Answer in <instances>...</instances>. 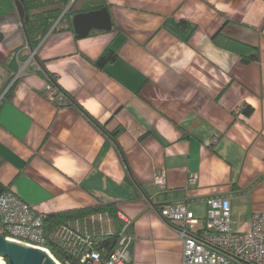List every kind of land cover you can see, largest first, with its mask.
<instances>
[{"label": "crops", "instance_id": "crops-1", "mask_svg": "<svg viewBox=\"0 0 264 264\" xmlns=\"http://www.w3.org/2000/svg\"><path fill=\"white\" fill-rule=\"evenodd\" d=\"M105 3L110 32L77 39L51 30L34 56L107 132L120 130L133 179L108 135L45 98L15 4L0 0V182L43 215L115 203L132 226L131 264H183L182 241L159 207L184 203L202 220L206 199L229 197L234 232L264 212V0ZM167 21L196 30L185 40ZM217 33L258 59L242 64L248 49L218 48ZM107 47L116 60L98 69L90 61ZM23 55L16 71L5 68ZM117 230L112 223L109 233Z\"/></svg>", "mask_w": 264, "mask_h": 264}, {"label": "built area", "instance_id": "built-area-1", "mask_svg": "<svg viewBox=\"0 0 264 264\" xmlns=\"http://www.w3.org/2000/svg\"><path fill=\"white\" fill-rule=\"evenodd\" d=\"M33 56L31 52L29 60ZM38 70L41 71L40 67ZM44 96L52 104L66 103L64 94L49 83L46 84ZM189 182L194 183L195 178H190ZM155 185L163 190L164 177H157ZM205 204V218L202 220L184 203L157 210L164 221L174 225L182 241L183 264H264V212L253 215L248 230L234 232L231 228L229 197L208 198ZM118 218L123 223L117 232L118 242L104 264H130L132 261L134 237L129 232L131 223L122 214H118ZM200 221H203L202 227H199ZM111 224L107 215L98 214L55 228L46 236L41 214L12 193L0 196V236L48 253L43 246L53 241L67 253L80 256L85 264H101L99 254L94 250L89 251L92 246L90 237L109 233Z\"/></svg>", "mask_w": 264, "mask_h": 264}, {"label": "trees", "instance_id": "trees-1", "mask_svg": "<svg viewBox=\"0 0 264 264\" xmlns=\"http://www.w3.org/2000/svg\"><path fill=\"white\" fill-rule=\"evenodd\" d=\"M20 3L23 9V17L20 20L19 24L21 30L26 39V46L30 52H34L38 45L41 43L42 39L48 34L49 31L54 30H70L73 31L72 27V19L74 16L78 14H84L91 11H98L103 8L108 10V7L105 3V0H16ZM71 1V2H70ZM14 4V0H12ZM68 20V21H67ZM166 28L172 32L177 37H183L186 34L185 40H187L190 35L194 33L196 30L195 26H190L186 22L181 21L179 23H173L172 21L166 22ZM69 28V29H68ZM213 43L220 49H224L226 51H230L236 53V49L246 48L248 49L249 54L239 55L241 56L242 64H250L255 62L258 59V53L255 49H251L245 46L238 44L237 42L224 38L217 33L212 38ZM116 53L110 48L107 47L100 56L94 60L90 61L96 68L104 69L108 64L114 62L116 60ZM27 58V55L19 56L14 59L9 64H5V68L10 71H16V63L22 62ZM33 60L40 67V73L45 77L46 82L50 85L56 87L61 93L66 97V103L64 104H56V107H66L72 106L78 109L87 120L97 129L105 133L110 137L113 141L116 151L118 152L120 159L126 169V178L132 177V173L128 167V163L126 161L125 155L118 145L117 137L120 133V130L114 132H107L103 125H100L92 116H90L75 100L74 98L67 92H65L57 82L55 76L49 73L44 65V62L40 61L36 56H33ZM17 80L14 81V83ZM12 84V86L14 85ZM11 86V87H12ZM10 87V89H11ZM9 89V90H10ZM12 90V89H11ZM8 91L7 95L11 92ZM243 113L246 116H250L252 113V109L250 107H243ZM133 177L131 178V180ZM4 193H12L8 185H4L0 182V196ZM160 208V207H159ZM38 213V212H37ZM107 215L112 223L116 225L119 230L123 223L118 218V208L115 203H103L101 201L95 203L93 206L83 207L78 209H70L64 210L56 213L50 214H41L43 217L44 228L46 236L50 235L52 230L55 228L61 227L63 225H67L76 221L84 220L90 216L94 215ZM117 230V232H118ZM103 233V234H95L91 235L90 239L92 242V246L89 251H96L100 256V263L104 264V262L108 259L111 252L117 245L118 242V233ZM129 232L132 234V226L129 227ZM44 249H47L50 255L56 260L58 264H85L81 262L80 256H75L67 253L57 244L50 241L43 246ZM5 264H8L5 261ZM131 264V263H130Z\"/></svg>", "mask_w": 264, "mask_h": 264}, {"label": "water", "instance_id": "water-1", "mask_svg": "<svg viewBox=\"0 0 264 264\" xmlns=\"http://www.w3.org/2000/svg\"><path fill=\"white\" fill-rule=\"evenodd\" d=\"M14 4L21 20L24 14L22 6L16 0H14ZM72 27L76 38L83 39L92 31L110 32L112 30V22L108 10L103 8L98 11L74 16ZM0 259L4 263L7 261L8 264H58L47 251L8 241L2 236H0Z\"/></svg>", "mask_w": 264, "mask_h": 264}, {"label": "bare ground", "instance_id": "bare-ground-1", "mask_svg": "<svg viewBox=\"0 0 264 264\" xmlns=\"http://www.w3.org/2000/svg\"><path fill=\"white\" fill-rule=\"evenodd\" d=\"M68 21V20H67ZM69 29V28H68ZM0 264H5L1 259H0Z\"/></svg>", "mask_w": 264, "mask_h": 264}, {"label": "rangeland", "instance_id": "rangeland-1", "mask_svg": "<svg viewBox=\"0 0 264 264\" xmlns=\"http://www.w3.org/2000/svg\"><path fill=\"white\" fill-rule=\"evenodd\" d=\"M35 52V51H34Z\"/></svg>", "mask_w": 264, "mask_h": 264}]
</instances>
